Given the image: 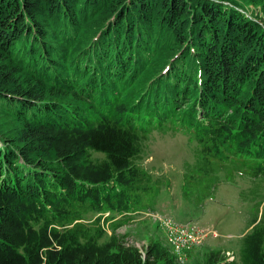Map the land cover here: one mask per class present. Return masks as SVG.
<instances>
[{
  "label": "trees",
  "instance_id": "16d2710c",
  "mask_svg": "<svg viewBox=\"0 0 264 264\" xmlns=\"http://www.w3.org/2000/svg\"><path fill=\"white\" fill-rule=\"evenodd\" d=\"M241 5L264 11L0 0V264H181L162 239L141 250L116 232L160 189L142 157L154 133L196 143L186 206L235 176L264 178V24ZM251 226L238 261L210 250L204 264H264V217Z\"/></svg>",
  "mask_w": 264,
  "mask_h": 264
},
{
  "label": "rangeland",
  "instance_id": "374dc122",
  "mask_svg": "<svg viewBox=\"0 0 264 264\" xmlns=\"http://www.w3.org/2000/svg\"><path fill=\"white\" fill-rule=\"evenodd\" d=\"M241 7L254 20L264 24L262 8ZM195 149L196 143L185 134L154 133L152 139L142 145V157L145 159L143 165L146 170L152 174L153 179L160 181V189L150 210L183 222L192 220L199 226L176 228L152 217V214H139L119 227L117 235L141 250L151 238L173 243L178 249V257L180 253L186 256L184 261L180 259L181 264H204L205 254L210 250L223 251L230 260L236 258L238 261L243 238L252 228L251 225L264 217V178L235 176L218 187L213 201L203 207L186 206L182 203L181 186L185 163L194 161ZM96 217L91 214L86 220L92 222ZM109 224H105L103 243H109L112 236Z\"/></svg>",
  "mask_w": 264,
  "mask_h": 264
},
{
  "label": "built area",
  "instance_id": "2783aa9c",
  "mask_svg": "<svg viewBox=\"0 0 264 264\" xmlns=\"http://www.w3.org/2000/svg\"><path fill=\"white\" fill-rule=\"evenodd\" d=\"M152 217H155V218L161 220L163 223L166 222V223H168V224H170V225H172V226H174L176 228H188V227H192L193 228V227L198 226V225L191 224V223H186V224H184V223H178V222L172 220L171 218L165 217V216L153 215ZM195 229H198V228H195ZM171 245L174 248V250H175V252H176V254L178 256V249H177V247L173 243ZM178 259H179V261H180V259L184 261L186 259V256L184 254H181L180 253Z\"/></svg>",
  "mask_w": 264,
  "mask_h": 264
}]
</instances>
